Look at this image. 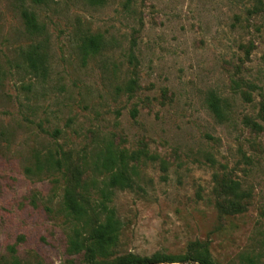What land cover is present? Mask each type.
<instances>
[{
  "label": "rangeland",
  "instance_id": "rangeland-1",
  "mask_svg": "<svg viewBox=\"0 0 264 264\" xmlns=\"http://www.w3.org/2000/svg\"><path fill=\"white\" fill-rule=\"evenodd\" d=\"M23 8L42 32L26 30ZM91 34L103 40L95 53L83 48ZM31 46L43 73L27 67ZM110 150L124 151L135 183L112 189L121 228L93 259L105 215L79 220L65 201L95 207L121 164L104 166ZM198 250L264 264V0H0V264Z\"/></svg>",
  "mask_w": 264,
  "mask_h": 264
},
{
  "label": "trees",
  "instance_id": "trees-1",
  "mask_svg": "<svg viewBox=\"0 0 264 264\" xmlns=\"http://www.w3.org/2000/svg\"><path fill=\"white\" fill-rule=\"evenodd\" d=\"M48 0H31L33 4L40 5L46 3ZM91 5H98L105 2V0H85ZM22 17L26 26V30L31 34H39L43 31L44 25L40 23L38 15L35 11L29 8L22 9ZM102 36L99 34H91L84 38L83 48L87 53H95L102 47ZM25 59L27 67L34 72L46 71V54L40 48V46H31L27 52H25ZM135 81L132 80L128 86V91H132ZM224 100L216 93L211 92L208 98V105L217 120L223 121L225 118L224 113ZM256 126V123L252 122ZM126 154L121 151L119 154L109 151L108 155L104 159V166L113 168L120 159V167L116 169L110 177L106 188L102 189V195L100 201L95 204V207L90 203L87 204L85 200L76 199L73 194H70L66 198L65 206L67 210L77 219L81 220L89 215L90 211H93L98 215L97 211H100L105 215V219L99 222L91 231L90 240H92L91 246L88 248V252L93 259L96 256L105 257L109 253V249L115 244L118 233L121 228V219L119 218L117 209L113 205L114 199L113 190H125L134 187L135 179L128 172V164L126 162ZM134 173H136L134 171ZM113 189V190H112ZM82 201H84L82 203ZM192 259L198 264H214L210 254L207 251H197L192 256L174 257V256H160L155 254L150 258H139L135 256H123L117 258L113 262H103L102 264H160V263H176ZM97 264H101L98 262Z\"/></svg>",
  "mask_w": 264,
  "mask_h": 264
},
{
  "label": "water",
  "instance_id": "water-1",
  "mask_svg": "<svg viewBox=\"0 0 264 264\" xmlns=\"http://www.w3.org/2000/svg\"><path fill=\"white\" fill-rule=\"evenodd\" d=\"M196 264H198V263H196Z\"/></svg>",
  "mask_w": 264,
  "mask_h": 264
}]
</instances>
